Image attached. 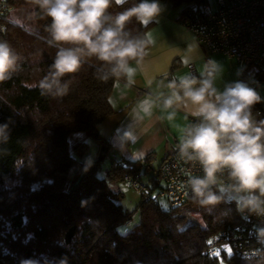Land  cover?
<instances>
[{
	"label": "trees",
	"instance_id": "trees-1",
	"mask_svg": "<svg viewBox=\"0 0 264 264\" xmlns=\"http://www.w3.org/2000/svg\"><path fill=\"white\" fill-rule=\"evenodd\" d=\"M7 1L12 10L1 21L0 39L8 40L25 59L18 74L0 82V125H8L7 142L0 143V264H264V247L249 258L231 250L204 254L216 233L244 223L242 213L235 202H222L209 214L190 196L180 206H170L161 196L159 167L152 170L151 156L136 162L112 160L104 176L99 175L96 159L67 186L75 163L70 135L88 132L100 148L108 146L97 129L112 113L109 95L115 80L102 82L95 68L85 66L68 95H42L33 85L46 73L56 50L46 44L44 21H26L25 0ZM161 1L181 7L178 21L184 25L205 3ZM134 2L139 0L122 4L114 0L111 11H123ZM15 10L17 22L10 18ZM128 27L133 33H146L149 25L133 19ZM15 86L17 92L11 95ZM254 107L264 112L260 103ZM83 149L81 145L76 151ZM151 170L144 181L142 176ZM125 173L137 177L147 194L137 192L140 200L134 211L139 222L121 232L133 213L122 206V193L114 187L115 182L125 183ZM195 211L202 223L189 221ZM71 228L73 235L66 243Z\"/></svg>",
	"mask_w": 264,
	"mask_h": 264
},
{
	"label": "clouds",
	"instance_id": "clouds-1",
	"mask_svg": "<svg viewBox=\"0 0 264 264\" xmlns=\"http://www.w3.org/2000/svg\"><path fill=\"white\" fill-rule=\"evenodd\" d=\"M25 2L26 21H44L46 44L56 50L33 87L42 95L62 98L85 66L95 68L98 80L123 81L127 88L136 83L138 74L144 75L150 88L155 83V90L133 107L117 146L135 144L154 123L155 110L165 112L169 121L183 113L188 122L173 151L188 166L187 194L209 214L222 202H235L240 213L260 218L255 235L264 242V118L258 119L259 113L253 111L264 98L256 89L243 80L219 87L223 65L214 59L204 61L199 76L170 78L162 73L158 80L149 76L145 58L154 40L150 33H133L128 25L133 19L144 26L156 21L164 10L160 0H139L118 12L111 11L114 0ZM24 59L8 40L0 39V82L18 74ZM194 59L184 57L186 63ZM7 139L8 125H0V143Z\"/></svg>",
	"mask_w": 264,
	"mask_h": 264
},
{
	"label": "crops",
	"instance_id": "crops-1",
	"mask_svg": "<svg viewBox=\"0 0 264 264\" xmlns=\"http://www.w3.org/2000/svg\"><path fill=\"white\" fill-rule=\"evenodd\" d=\"M160 3L164 10L156 21L149 24L146 32L150 33L154 40L150 54L145 58L149 76L158 80L162 73H167L170 78L190 74L188 70L190 64L194 66L196 75L199 76L204 61L214 59L223 65L222 77L218 81L219 87L223 88L225 83L239 80L237 71L227 56L221 53H215L209 57L204 55L193 33L186 25L178 21L181 7H174L171 3L161 0ZM205 3L214 6L213 0H205ZM189 48H191V52H189ZM186 55H191L195 59L191 63H186L184 60ZM261 81L262 79L257 82L256 86ZM153 90H155V83L150 88L142 74L136 76V83L131 88L125 87L123 81L114 82L109 95L112 113L99 124L97 129L108 144V151L105 153L104 159L108 156L113 160L122 159L136 162L151 156L150 166L154 170L173 150L178 142L181 128L188 121L185 120L183 113H179L174 120L169 121L167 114L160 109L155 110L154 123L135 144H129L125 149L117 146L120 130L129 124V116L133 107ZM260 104L264 106V102ZM256 105L258 106V104ZM257 108L254 107V113L259 111ZM155 117H159V119H155ZM257 118H264V112H261ZM81 145H84V149L81 152L76 151L77 147ZM68 146L75 160L67 181V186L71 187L78 181L84 169L97 159L100 147L89 133L84 131L70 135ZM107 168L106 165L104 169L101 168L100 163L99 173L101 176L106 174ZM152 170L147 171V174L152 173Z\"/></svg>",
	"mask_w": 264,
	"mask_h": 264
},
{
	"label": "built area",
	"instance_id": "built-area-1",
	"mask_svg": "<svg viewBox=\"0 0 264 264\" xmlns=\"http://www.w3.org/2000/svg\"><path fill=\"white\" fill-rule=\"evenodd\" d=\"M213 2V7L204 3L200 12L186 26L206 57L215 53L224 54L233 63L239 80L256 88L257 81L264 78V0ZM11 10L12 5L7 0H0V33L4 31L1 21ZM188 70L196 75L192 64L188 65ZM188 174V166L177 159L173 150L161 162L157 171L158 179L163 184L161 196L168 200L170 206H180L190 196L184 187ZM196 174L202 173L196 170ZM123 181L146 196L147 189L137 177L125 173ZM241 215L244 223L216 233L203 250L204 254L212 256L224 250H231L245 258L259 254L264 242L258 241L255 226L261 220L247 213Z\"/></svg>",
	"mask_w": 264,
	"mask_h": 264
},
{
	"label": "rangeland",
	"instance_id": "rangeland-1",
	"mask_svg": "<svg viewBox=\"0 0 264 264\" xmlns=\"http://www.w3.org/2000/svg\"><path fill=\"white\" fill-rule=\"evenodd\" d=\"M11 13H12V15L10 17L11 20L17 22V18H16L17 10H15L14 12L12 11ZM255 89L261 95V97L264 98V78H262V81L258 84V86H256ZM16 92H17L16 86L10 90L11 95H14ZM97 159H98V156H97ZM112 160H113V158H110L108 156H106L105 159L103 158L100 161L101 168L104 169L105 165L109 168ZM150 173L146 174V176L145 175L142 176V179L144 181L147 180V178L152 174V173L151 174ZM99 175H101V174L99 173ZM102 176H104V175H102ZM114 184L113 185L115 187V190L120 191L122 193V198H120L122 206L124 208H126L128 211H131V212L133 211V213L131 215V219L128 222V225L120 227L121 232H126L127 230L132 229L139 222V214L137 211H134V209H135L136 204L140 200V195L125 183L115 182ZM162 202H163V206H165L166 203H164L163 200H162ZM188 218H189V221H195L198 223H202L201 215L197 211L192 212Z\"/></svg>",
	"mask_w": 264,
	"mask_h": 264
},
{
	"label": "water",
	"instance_id": "water-1",
	"mask_svg": "<svg viewBox=\"0 0 264 264\" xmlns=\"http://www.w3.org/2000/svg\"><path fill=\"white\" fill-rule=\"evenodd\" d=\"M108 148L107 147H101L100 152L98 154V160H102L105 156V153H107ZM74 228H71L66 234H65V242L68 243L73 235Z\"/></svg>",
	"mask_w": 264,
	"mask_h": 264
}]
</instances>
